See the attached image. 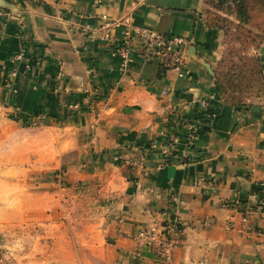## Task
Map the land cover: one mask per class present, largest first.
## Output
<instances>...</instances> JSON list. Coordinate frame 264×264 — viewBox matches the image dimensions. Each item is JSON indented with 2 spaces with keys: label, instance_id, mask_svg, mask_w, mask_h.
<instances>
[{
  "label": "crops",
  "instance_id": "obj_1",
  "mask_svg": "<svg viewBox=\"0 0 264 264\" xmlns=\"http://www.w3.org/2000/svg\"><path fill=\"white\" fill-rule=\"evenodd\" d=\"M201 6L0 0V128L36 118L74 154L68 182L97 192L93 221L43 264H264V94L237 106L214 95L220 35ZM138 27L183 37L186 74L142 57ZM256 52L264 80V39ZM151 225L172 241L168 259L136 236Z\"/></svg>",
  "mask_w": 264,
  "mask_h": 264
},
{
  "label": "rangeland",
  "instance_id": "obj_2",
  "mask_svg": "<svg viewBox=\"0 0 264 264\" xmlns=\"http://www.w3.org/2000/svg\"><path fill=\"white\" fill-rule=\"evenodd\" d=\"M237 1L245 9L256 2ZM201 2L204 24L220 35L212 73L224 89L221 99L249 105L264 94L255 61L262 41L249 40L264 28V20L258 11L246 10L243 21L231 0ZM38 124L0 128V264L54 262L63 242H75V232L97 214V192L67 180L66 163L74 154L59 155L52 147L54 134L39 131Z\"/></svg>",
  "mask_w": 264,
  "mask_h": 264
},
{
  "label": "built area",
  "instance_id": "obj_3",
  "mask_svg": "<svg viewBox=\"0 0 264 264\" xmlns=\"http://www.w3.org/2000/svg\"><path fill=\"white\" fill-rule=\"evenodd\" d=\"M130 30L135 34L138 43V51L142 57H153L158 59L161 65L167 69L174 70L179 77L186 74L182 69L183 54L186 44L183 37L178 35H165L143 27L132 28ZM123 35L124 38L121 40V43L114 49L115 54L122 62H124L126 58L125 52L129 42V30H126ZM18 57L19 55H15V58ZM207 101V99L203 98L198 102V106L205 111V113L208 112L207 109L209 108ZM37 121L36 118H31L28 121V125L33 126L37 124ZM167 145L168 150H171L173 143L170 142ZM241 220L244 221L245 217L242 216ZM136 236L154 243L156 252L161 257L166 259L169 258L173 243L169 238L165 237L164 234L156 232L154 226L151 225L140 229L137 231Z\"/></svg>",
  "mask_w": 264,
  "mask_h": 264
},
{
  "label": "trees",
  "instance_id": "obj_4",
  "mask_svg": "<svg viewBox=\"0 0 264 264\" xmlns=\"http://www.w3.org/2000/svg\"><path fill=\"white\" fill-rule=\"evenodd\" d=\"M231 1L235 2L236 6L238 7L237 10H238V13L240 14V18H243V21H246V19H247V11L250 12L251 10L252 11H258V13L262 16V19L264 20V1L256 0V2L254 4L255 5L254 8L251 7V8H246V9L241 5V3H239V1H237V0H231ZM258 31H259L258 33L253 34L252 37L249 39L251 41L250 44H254L255 42L260 43L261 41H263V39H264V37H263L264 36V28L258 29ZM255 61H256L257 72L259 74H262L258 57H255ZM261 82H262V86H264V80L261 79ZM213 88L215 91L214 95L218 96L219 98H222L221 94L224 92V89L221 87V85L216 83V80H215ZM227 102L233 104L234 106H237V104H234L232 101H227ZM207 110H209V108ZM203 113H205V111H203Z\"/></svg>",
  "mask_w": 264,
  "mask_h": 264
}]
</instances>
